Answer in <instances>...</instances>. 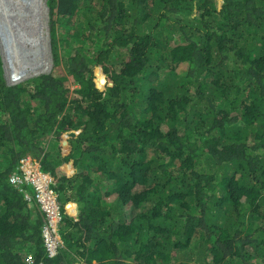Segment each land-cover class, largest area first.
Wrapping results in <instances>:
<instances>
[{
  "label": "trees",
  "instance_id": "obj_1",
  "mask_svg": "<svg viewBox=\"0 0 264 264\" xmlns=\"http://www.w3.org/2000/svg\"><path fill=\"white\" fill-rule=\"evenodd\" d=\"M48 7L49 74L9 85L0 53V264H264V0ZM25 156L63 211L52 258Z\"/></svg>",
  "mask_w": 264,
  "mask_h": 264
},
{
  "label": "rangeland",
  "instance_id": "obj_2",
  "mask_svg": "<svg viewBox=\"0 0 264 264\" xmlns=\"http://www.w3.org/2000/svg\"><path fill=\"white\" fill-rule=\"evenodd\" d=\"M38 1L40 2V0ZM1 5L2 4L0 3V6ZM39 5H40V9L38 10L40 13L39 19H41L42 14L44 16V13L41 7V2ZM3 14H4V9L1 6L0 19L4 17ZM44 19L45 16L43 18V22L44 23L47 22V26H44V30H46V32L45 31L43 33L38 32L39 35H37V38L35 39L37 41L33 45L31 44V42L29 43L27 42L26 39L25 40L23 39V42L25 43L24 45H26V47L23 50L19 48V44L17 43L15 44L14 42H12V36H10L9 34H7V37L5 36V32L2 29L0 23V53L3 59V67L8 84L15 85L20 82L29 80L33 77L40 76L42 74H49L52 71L54 66V61H53V56L51 54V43L49 41V38H47V34L50 33L51 30L50 18L48 19V21H45ZM17 49L20 51L17 52ZM39 49H41V52L48 51L47 52L48 54H45L47 57L44 58V61L47 58L48 61L50 60V63L48 67L44 68V70H41L42 69L41 65L39 66L35 64L34 63L35 59L32 58L34 57L35 54L38 53L37 51H39ZM8 54L10 60H8ZM34 67L36 68V71H38L36 74L32 71L33 70L32 68ZM185 69H186V65L184 64L178 69V72L183 71ZM68 88H71L72 91L76 89L75 87H72L70 84ZM68 174H72V172H69Z\"/></svg>",
  "mask_w": 264,
  "mask_h": 264
},
{
  "label": "built area",
  "instance_id": "obj_3",
  "mask_svg": "<svg viewBox=\"0 0 264 264\" xmlns=\"http://www.w3.org/2000/svg\"><path fill=\"white\" fill-rule=\"evenodd\" d=\"M11 182L32 185L35 190L36 200L46 216V225L43 229L44 243L49 256L54 257L62 244L58 233L62 215L58 196L53 188V179L50 175L34 170L32 164L24 160L20 166V172L12 177ZM28 264H32V261Z\"/></svg>",
  "mask_w": 264,
  "mask_h": 264
},
{
  "label": "bare ground",
  "instance_id": "obj_4",
  "mask_svg": "<svg viewBox=\"0 0 264 264\" xmlns=\"http://www.w3.org/2000/svg\"><path fill=\"white\" fill-rule=\"evenodd\" d=\"M8 1H12V8L11 9L10 8L5 9L4 8L5 6L2 8L4 9V14H3L4 17L10 18V16H11L12 21H13V23H10L8 25V28L11 29V31L8 32V34L10 36H12L13 33H15L16 31H19V30L26 32L27 26L31 27V25L32 26L35 25L37 28H40L43 25L42 20H41L43 18V14H42V18L39 19L40 13L38 10L40 9L39 4L41 2V7H42V9H44L43 12H45L47 14V8L45 6V0H43V1L40 0V2L38 0H30V1H28V0H20V1L8 0ZM33 11L35 12L34 16H33ZM44 20L46 21V16H45ZM25 24H27V26H25ZM42 30H44L43 26H42L41 31ZM44 31H46V30H44ZM33 37H35V36L32 35V37H29V38L32 39ZM23 39L27 40L25 35H23L22 37L17 36V44H19V48L21 50H23L26 47V45H24L25 43L23 42ZM45 39H46V37H45ZM43 55H45V53L40 51L39 53L35 54L34 57H32V58L35 59L34 60V62H35L36 60H38L41 57L39 59V61H41ZM45 57H47V56L45 55ZM46 60H47V58H46ZM36 67H37V65H36ZM34 72L37 73L38 71L34 70Z\"/></svg>",
  "mask_w": 264,
  "mask_h": 264
},
{
  "label": "water",
  "instance_id": "obj_5",
  "mask_svg": "<svg viewBox=\"0 0 264 264\" xmlns=\"http://www.w3.org/2000/svg\"><path fill=\"white\" fill-rule=\"evenodd\" d=\"M28 1H30V0H28ZM43 1V0H42ZM0 2H1V4H2V7H4L5 9H8V8H12V1H8V0H0ZM47 2H48V0H45V6H46V8H47V14L45 13V12H43L44 13V15H46V20H47V15H48V13H49V9H48V7H47ZM1 7V6H0ZM44 10V9H43ZM34 11H33V16H34ZM38 13V12H37ZM42 13V12H41ZM33 18V17H32ZM43 18H44V16H43ZM43 18H42V23H43V27L44 26H46V22L44 23L43 22ZM32 21V20H31ZM0 23H1V27H2V29L4 30V32H5V36L7 37V34H8V32L9 31H11V29H9L8 28V25L10 24V23H13V21H12V18H11V16H10V18H7V17H2L1 19H0ZM25 26H27V24H25ZM42 26L40 27V28H37L35 25H31V27H28L27 26V31L25 32V31H22V30H19V31H16L15 33H13L12 34V42H14L15 44L17 43V36L18 37H22L23 35H25L26 36V38H27V42H31V44L33 45L37 40H35V38H37V35H39L38 34V32H40L41 31V29H42ZM25 30V29H24ZM32 35L33 36H35V37H33L32 39H30L29 37H32ZM17 51L19 52L20 50H18L17 49Z\"/></svg>",
  "mask_w": 264,
  "mask_h": 264
},
{
  "label": "clouds",
  "instance_id": "obj_6",
  "mask_svg": "<svg viewBox=\"0 0 264 264\" xmlns=\"http://www.w3.org/2000/svg\"><path fill=\"white\" fill-rule=\"evenodd\" d=\"M47 7H48V2H47ZM48 9H49V7H48ZM46 16V15H45ZM50 18V11H49V13H48V15H47V20L46 21H48V19ZM46 26H47V22H46ZM51 31V30H50ZM47 38H49V41H50V43H51V34L50 33H48L47 34ZM41 51V49H39V51H37L38 53ZM18 52V51H17ZM13 53H14V51H13ZM45 54H48L47 52H44ZM51 54H52V50H51ZM44 58H45V55H43L42 56V60L41 61H39V59L38 60H36L34 63L35 64H37V65H41L42 63H43V61H44ZM8 60H10V57H9V54H8ZM33 69V68H32ZM10 85V84H9ZM16 85V84H15ZM24 160H28L31 164H32V168L34 169V170H37V171H40L41 173H44L43 171H42V169H41V161H40V159L38 160V159H34V158H32L31 156H25V157H23L20 161H19V165H18V167H17V172L16 173H18V172H20V166L22 165V161H24ZM74 172H76V170L74 169ZM15 173V174H16ZM14 174V175H15ZM44 174H47V175H50L51 176V178L53 179V177H52V175L50 174V173H44ZM13 175V176H14ZM53 188H54V185H55V182H54V179H53ZM54 190H55V188H54ZM56 192V191H55ZM56 194H57V192H56ZM57 196H58V194H57ZM25 198L28 200V201H32L33 200V196L32 195H25ZM31 198V199H30ZM34 199L36 200V197H34ZM36 202H37V200H36ZM38 203V202H37ZM58 203H59V206H60V212H61V215H62V220H63V211H62V209H61V204H60V202H59V196H58ZM39 204V203H38ZM41 208V207H40ZM41 211H42V209H41ZM42 213L44 214V212L42 211ZM44 216H45V214H44ZM62 220H61V222H62ZM61 222H60V224H59V229H58V233H59V237H60V240H61V242H62V236H61V234H60V225H61ZM46 225V216H45V224H44V226ZM43 229H44V227H43ZM42 236H43V231H42ZM43 240H44V238H43ZM62 244H63V242H62ZM44 246H45V243H44ZM62 246V245H61ZM60 247V246H59ZM45 248H46V246H45ZM59 251V250H58ZM58 251H57V253H58ZM57 255V254H56ZM55 255V256H56ZM50 257V256H49ZM50 258H52V257H50ZM28 261H31V260H28ZM34 262V261H33Z\"/></svg>",
  "mask_w": 264,
  "mask_h": 264
}]
</instances>
